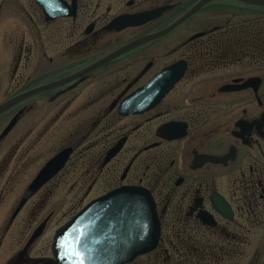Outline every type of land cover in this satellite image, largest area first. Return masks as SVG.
Masks as SVG:
<instances>
[{
	"label": "flooded vegetation",
	"instance_id": "1",
	"mask_svg": "<svg viewBox=\"0 0 264 264\" xmlns=\"http://www.w3.org/2000/svg\"><path fill=\"white\" fill-rule=\"evenodd\" d=\"M29 1L28 9L27 0H0V106L52 87L0 114V136L15 120L0 140V264L55 260L57 231L125 186L151 193L161 224L157 248L129 264H264L250 255L264 247V4L63 0L70 15L51 18ZM199 4L171 31L93 67ZM158 9L143 25L109 29ZM178 63L184 73L150 106L154 96L140 90ZM130 96L141 105L121 114ZM65 150L62 168L20 207ZM40 151L45 160L26 184ZM59 215L70 217L36 253Z\"/></svg>",
	"mask_w": 264,
	"mask_h": 264
},
{
	"label": "water",
	"instance_id": "2",
	"mask_svg": "<svg viewBox=\"0 0 264 264\" xmlns=\"http://www.w3.org/2000/svg\"><path fill=\"white\" fill-rule=\"evenodd\" d=\"M35 1L45 9L46 14L51 18L70 15L63 0ZM241 1L264 4V0ZM201 6L202 4L197 5L184 18L169 28L123 47L93 67L131 50L147 40L171 31ZM162 11L163 9H158L133 16L119 17L109 25V29L122 30L143 25L158 17ZM184 70L182 63L166 69L149 85L141 89L139 95H152L155 101L151 102L150 106L157 104L180 79ZM49 87L52 85L31 90L0 106V114L16 105L23 98L35 95ZM134 101L133 96L128 97L120 107L121 114L136 112L134 106L140 107L141 102L135 104ZM14 124L15 120L5 129L0 140ZM119 148L114 149L111 155H115ZM68 154L69 150H65L45 165L27 188L20 207L62 168ZM160 235V219L151 193L142 187L125 186L93 200L61 227L57 231L52 245L55 260L44 264H129L139 256L153 252L159 244ZM65 256L67 259H63Z\"/></svg>",
	"mask_w": 264,
	"mask_h": 264
},
{
	"label": "rangeland",
	"instance_id": "3",
	"mask_svg": "<svg viewBox=\"0 0 264 264\" xmlns=\"http://www.w3.org/2000/svg\"><path fill=\"white\" fill-rule=\"evenodd\" d=\"M30 1L29 0H27V8L29 9L30 8V3H29ZM64 24H62V26H63ZM15 26V24L14 23H12L11 24V27H10V32L11 33H13V29H12V27H14ZM44 30H47V28L45 27L44 28ZM29 31V30H28ZM32 32L34 31V29L32 28V30H31ZM11 46H13V40H12V44H11ZM11 58H12V56L10 57V63H12L11 62ZM11 65V64H10ZM7 85V81H5L4 82V84H3V86H6ZM2 101V99L0 98V102ZM3 127V126H2ZM1 129V128H0ZM56 145V144H55ZM3 149L0 151V156L3 154ZM40 154H41V151L39 152ZM44 155H42L41 156V160L37 163V167L36 168H34L32 171H34L35 173L33 174V173H31V172H29V175H28V177H27V182H26V184H28L31 180H32V178H33V176L36 174V172H37V168H39V165H41V163L45 160V153L44 152H42ZM46 153H48L47 151H46ZM31 173V174H30ZM77 202H79L77 199L75 200V204H77ZM86 202V201H85ZM84 202V203H85ZM83 203V204H84ZM82 204V205H83ZM82 205H79L77 208H75V210L74 211H76V210H78ZM70 217V215L69 216H66V217H62L61 215H59V216H56V218L54 219V221L52 222V225H51V228H50V230L51 231H49L48 233H47V235L44 237V239L43 240H41L40 242H38L37 244H36V246H35V248H34V250H35V252L37 253V251H41V249L43 248V246L45 247H47V245H48V243H49V241L52 239V235H53V232H54V230H55V228L59 225V224H61V223H63V222H65L68 218ZM59 219H61V220H59ZM250 255L251 256H253V255H260V256H264V247H257V248H251L250 249Z\"/></svg>",
	"mask_w": 264,
	"mask_h": 264
},
{
	"label": "snow or ice",
	"instance_id": "4",
	"mask_svg": "<svg viewBox=\"0 0 264 264\" xmlns=\"http://www.w3.org/2000/svg\"><path fill=\"white\" fill-rule=\"evenodd\" d=\"M63 259H67V256L63 257Z\"/></svg>",
	"mask_w": 264,
	"mask_h": 264
}]
</instances>
